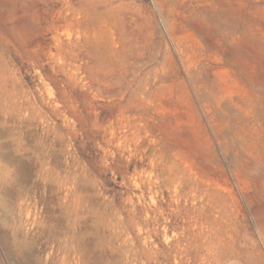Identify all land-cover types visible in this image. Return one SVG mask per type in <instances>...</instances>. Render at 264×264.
<instances>
[{
    "label": "rangeland",
    "instance_id": "obj_1",
    "mask_svg": "<svg viewBox=\"0 0 264 264\" xmlns=\"http://www.w3.org/2000/svg\"><path fill=\"white\" fill-rule=\"evenodd\" d=\"M0 83V264H264V0H0Z\"/></svg>",
    "mask_w": 264,
    "mask_h": 264
},
{
    "label": "bare ground",
    "instance_id": "obj_2",
    "mask_svg": "<svg viewBox=\"0 0 264 264\" xmlns=\"http://www.w3.org/2000/svg\"><path fill=\"white\" fill-rule=\"evenodd\" d=\"M0 89H1V83H0ZM10 120V119H9ZM14 120V119H13ZM1 137V136H0ZM1 140V139H0ZM2 142V141H1ZM4 143V142H3ZM3 143L2 144H0V148L2 147L1 145H3ZM13 144V143H12ZM13 146V145H12ZM4 147V146H3ZM14 148L12 147V150H13ZM14 152V151H13ZM1 153V152H0ZM12 155V154H11ZM12 158V157H11ZM12 162L13 163H15V159H13L12 160ZM12 165V164H11ZM0 167L1 168H4V166L2 165V164H0ZM8 169H10V168H8ZM6 170V169H5ZM4 170V171H5ZM10 171V170H9ZM12 172L14 173L15 172V169H13L12 170ZM10 173V172H9ZM14 177V176H13ZM19 188V187H18ZM74 235V234H73ZM75 236H76V234H75ZM82 236V235H81ZM83 237V236H82ZM83 239V238H82ZM88 252H89V249H87L85 252H84V254H86L85 256H87L88 257ZM90 253V252H89ZM90 256H91V254H89ZM84 257V256H83ZM94 257V256H93ZM92 257V259H89V264H111V263H109L108 261H105L104 260V258H101V257H98V258H93ZM86 259H88V258H86ZM107 260V259H106ZM86 261V260H85Z\"/></svg>",
    "mask_w": 264,
    "mask_h": 264
}]
</instances>
